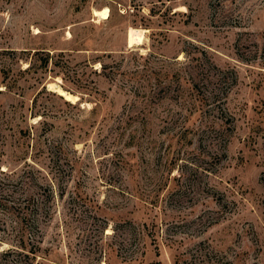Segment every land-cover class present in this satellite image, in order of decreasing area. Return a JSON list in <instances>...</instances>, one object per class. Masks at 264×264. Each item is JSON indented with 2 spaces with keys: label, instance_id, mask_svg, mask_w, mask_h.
I'll list each match as a JSON object with an SVG mask.
<instances>
[{
  "label": "rangeland",
  "instance_id": "1",
  "mask_svg": "<svg viewBox=\"0 0 264 264\" xmlns=\"http://www.w3.org/2000/svg\"><path fill=\"white\" fill-rule=\"evenodd\" d=\"M263 48L264 0H0V264H264Z\"/></svg>",
  "mask_w": 264,
  "mask_h": 264
},
{
  "label": "trees",
  "instance_id": "2",
  "mask_svg": "<svg viewBox=\"0 0 264 264\" xmlns=\"http://www.w3.org/2000/svg\"><path fill=\"white\" fill-rule=\"evenodd\" d=\"M224 75H226V74L223 73L221 76L211 75L210 82H209L211 84V88L209 90L205 89L204 92L201 91V88L199 87V83H197L196 81L194 83L191 82L192 83V90L195 89L197 94H201V97H200L201 99H199L200 103L204 102L205 105H207L209 102H211L213 100L214 105L220 107L219 105L221 102H220L219 96L222 94L223 91L226 90L225 94H227L231 90V87L225 88V84L227 82V78H226L227 75H226V77ZM206 79H209V78L207 77ZM212 79H214V80L212 81ZM234 80H236V78ZM219 110L223 114L222 109H219ZM262 182L264 183V179ZM30 202L32 205L34 204V200L30 198L28 201V204L24 205V207H22L20 210H23V209L27 210L29 207H31ZM8 253L10 254V253H12V251L11 252L8 251Z\"/></svg>",
  "mask_w": 264,
  "mask_h": 264
},
{
  "label": "bare ground",
  "instance_id": "3",
  "mask_svg": "<svg viewBox=\"0 0 264 264\" xmlns=\"http://www.w3.org/2000/svg\"><path fill=\"white\" fill-rule=\"evenodd\" d=\"M95 15L99 16L101 19H106L108 17V10L107 8H104L102 10L99 11H95L94 12ZM145 32V30H138V29H133V28H129L127 31V45L129 47L138 44L141 42V38H142V34ZM144 35V34H143ZM58 95L62 96L65 98V100L70 101V102H75L76 101V97L73 95H70L68 93H65L64 91L60 90V89H56L55 90Z\"/></svg>",
  "mask_w": 264,
  "mask_h": 264
},
{
  "label": "water",
  "instance_id": "4",
  "mask_svg": "<svg viewBox=\"0 0 264 264\" xmlns=\"http://www.w3.org/2000/svg\"><path fill=\"white\" fill-rule=\"evenodd\" d=\"M128 44V43H127ZM128 46V45H127ZM129 47V46H128Z\"/></svg>",
  "mask_w": 264,
  "mask_h": 264
}]
</instances>
